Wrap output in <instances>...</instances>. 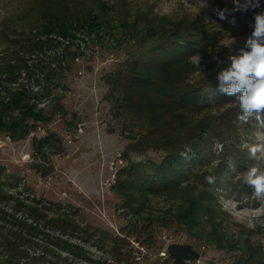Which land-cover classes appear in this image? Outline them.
Instances as JSON below:
<instances>
[{
  "label": "rangeland",
  "instance_id": "obj_1",
  "mask_svg": "<svg viewBox=\"0 0 264 264\" xmlns=\"http://www.w3.org/2000/svg\"><path fill=\"white\" fill-rule=\"evenodd\" d=\"M255 3L0 0V183L8 194L0 208L11 220L2 230L27 236L25 244L34 245L28 255L56 264H169L159 252L172 242L194 244L205 264H240L235 261L245 251L248 264L264 263V206L238 175L257 163L244 145L257 143V132L264 130L254 119L238 121L232 131L238 137L225 143L213 137V153L180 171V180L160 187L157 179L145 181L154 191L138 184L144 195L127 200L130 167L160 162L166 150L163 141L143 152L130 147L149 117L106 81L127 57L125 28L160 32L172 20L210 34L186 83L205 80L218 90V73L244 48L255 15L264 13ZM91 22L105 29L91 30ZM238 95L215 100L191 118L201 122L202 115L231 107L240 115ZM183 147V156L196 155ZM223 154L227 162L236 157L237 165L222 162L226 168L219 173ZM209 175L215 184L207 183ZM230 180V187L220 189ZM57 220L76 229L59 227ZM30 229L35 231L27 235Z\"/></svg>",
  "mask_w": 264,
  "mask_h": 264
},
{
  "label": "trees",
  "instance_id": "obj_2",
  "mask_svg": "<svg viewBox=\"0 0 264 264\" xmlns=\"http://www.w3.org/2000/svg\"><path fill=\"white\" fill-rule=\"evenodd\" d=\"M259 2L264 6V0H259ZM104 27L105 25L91 22L88 28L99 31L102 28L105 29ZM163 27L160 32L157 29L140 31L133 27L125 28L122 33L126 39L131 41L130 48L127 46L128 50H125L127 57L113 72L114 74L106 76V81L111 84L112 89L118 87L121 88V91H125L134 102L136 109L149 117L145 132L140 134L130 147L143 152L145 148L163 141L166 150V155L160 162H153L145 168H138L139 165L130 167L134 172L133 174L129 172L130 180L126 184V191L123 190V192L127 195V200L133 199L132 201L135 202L139 200L137 197L144 195V192L139 190L138 184L146 185L145 181L153 183L157 179L160 187L173 180L178 181L181 179L180 171L190 169L196 160H205L210 153H213V137H220L225 143L228 141L227 137L235 138L239 135L238 132H232L237 128L239 121L237 119L238 112L234 107L222 114L207 115L206 113L202 115V123L197 122L198 120L191 118L190 115L204 113L208 109V105H213L220 98L226 97V94L221 96L218 90L213 88L214 85L210 82L205 83V80L196 82V85L186 83L189 71L192 72L195 66L189 62V58L195 53H199V46L207 39V36L210 38V34L207 31H201L202 27L200 26L189 30L182 21L165 20ZM58 29L62 34L68 33L66 27L59 26ZM202 36L204 38H200ZM199 41L201 43L196 44ZM125 42L128 43L127 40ZM187 70L188 72H186ZM226 127L230 131L228 136L222 131ZM130 133L134 135L137 131H130ZM209 141L211 143L208 144ZM183 146H189L196 155L193 158L183 156ZM228 159V162L225 161L224 154L220 158L219 173L222 169L229 168L230 163H234V167H236V157L232 156ZM222 162H227L226 167ZM242 165L245 166V162H242ZM231 184L230 180L227 185L223 184L224 188L220 189H227ZM2 185L0 183V203L8 199V194ZM146 188L152 191L155 189L152 184H147ZM8 216L0 208V264H46L47 262L56 264L51 260L46 261V257L28 255L27 248L34 245L25 244L27 236L11 234L7 231L8 228L4 232L2 224L11 223ZM55 223L62 228L76 229V225L70 221L57 220ZM29 227L32 228L30 224ZM33 230H26L27 235L34 233L35 230ZM55 244L60 245L59 243ZM63 246L67 250L72 248V245L66 243ZM166 247L168 255L166 259L169 264H188L190 260L201 256V252L192 243L172 242ZM249 259L250 252L245 251L244 255L237 258L235 262L248 264ZM257 264L264 263L259 261Z\"/></svg>",
  "mask_w": 264,
  "mask_h": 264
},
{
  "label": "clouds",
  "instance_id": "obj_3",
  "mask_svg": "<svg viewBox=\"0 0 264 264\" xmlns=\"http://www.w3.org/2000/svg\"><path fill=\"white\" fill-rule=\"evenodd\" d=\"M254 7H259V0H256ZM252 27L244 48L239 50V54L231 55L229 67L218 73V90L228 96L239 94L241 114L237 119L241 123L254 119L258 127L264 130V13L255 15ZM190 59L194 65L200 66L199 53ZM256 136L257 143L245 144L244 147L257 163L238 175L242 183L252 190L253 197L264 206V131L257 132ZM206 180L208 184L216 182L211 175Z\"/></svg>",
  "mask_w": 264,
  "mask_h": 264
},
{
  "label": "built area",
  "instance_id": "obj_4",
  "mask_svg": "<svg viewBox=\"0 0 264 264\" xmlns=\"http://www.w3.org/2000/svg\"><path fill=\"white\" fill-rule=\"evenodd\" d=\"M159 254L165 258H167V249L165 250H161L159 252ZM188 264H205V259L202 257V255L200 256V258L194 259V260H190L188 262Z\"/></svg>",
  "mask_w": 264,
  "mask_h": 264
}]
</instances>
